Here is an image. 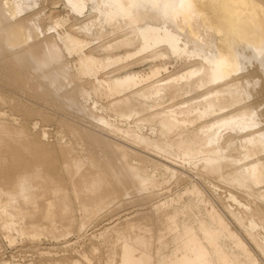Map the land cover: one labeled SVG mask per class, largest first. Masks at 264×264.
<instances>
[{
  "label": "bare ground",
  "instance_id": "obj_1",
  "mask_svg": "<svg viewBox=\"0 0 264 264\" xmlns=\"http://www.w3.org/2000/svg\"><path fill=\"white\" fill-rule=\"evenodd\" d=\"M62 1L68 16L45 26L49 15L41 0H0V90L7 93L0 94V103L12 105L16 91L31 94L58 108L60 125L66 122L90 149L100 150L92 156L79 150L73 155L78 153L73 149L72 157L62 159L69 179H80L74 198L54 189L57 184L47 190L54 199L39 201V186L48 176H42L44 164L19 174L17 183L10 184L15 183L16 190L2 187L0 227L9 241L14 242V233L21 239L46 233L35 221L39 216L53 224L56 215L71 216L75 208L84 217L98 215L104 204L119 208L145 203L163 197L171 181H189L181 193L154 204L156 224L139 222L140 218L118 222L96 235L78 258L56 264H88L102 247L104 264H264V115L242 105L253 97L248 91L250 75L262 79L264 90V0ZM69 15L76 28L67 25ZM105 34L121 39L104 44ZM194 58L195 67L159 78L170 64L187 67ZM125 62L127 66L119 67ZM258 78L251 84H258ZM174 82L177 91L211 87L213 99L164 111L161 103L175 100L177 91L170 97L166 89ZM104 98L110 101L103 106L99 99ZM131 104L137 107L130 108ZM226 108L232 110L229 115H224ZM72 112L87 119L88 125L70 119ZM16 119L10 113L12 130L0 122L4 172L9 159L4 152L9 148L2 149L29 140L25 131L16 132ZM114 132L131 142L119 143L117 134L110 136ZM24 152L30 156V150ZM174 166L195 173L192 177L201 181L217 177L232 190L223 195V202L222 197H207L197 180ZM85 226L82 222L78 231Z\"/></svg>",
  "mask_w": 264,
  "mask_h": 264
},
{
  "label": "rangeland",
  "instance_id": "obj_2",
  "mask_svg": "<svg viewBox=\"0 0 264 264\" xmlns=\"http://www.w3.org/2000/svg\"><path fill=\"white\" fill-rule=\"evenodd\" d=\"M41 6H42V8L45 9L46 13L49 15V18H45V20H44L45 24H46L45 26L54 25L56 22H60V20L62 18H65L68 16V11H67L66 7L64 6V3L62 0H46V1L41 0ZM77 20H81V19L78 17ZM67 25H74V27L76 26L75 22H74V18L71 15H69V18L67 20ZM115 39L120 40L121 38H118V35L113 36V35H106L105 34V36H103L101 40L104 44H106V43L112 44L115 41H117ZM196 46L197 45H194V44L192 45V47H196ZM95 54H98V51H95ZM194 59H196V58H194ZM194 59H192V61L194 63L192 61H191L192 63L189 62L187 64V67H186V65L184 67V65L182 66L179 63L170 64V66L168 67L167 70L162 71L160 73L159 78H166V77L170 78L173 75L175 76L176 74L184 73V71H183L184 69H186L190 66L195 67V65L198 64V60L197 59L194 60ZM195 62H196V64H195ZM193 64H194V66H192ZM188 65H190V66H188ZM123 66H127L126 62L122 63V65L119 67H123ZM132 66L133 65H128V67H130V69H132ZM108 71H110V70L104 71V73L99 74V77L105 78V76H106L105 72H108ZM256 76H259V74L258 75L256 74L255 77ZM195 78H196V76L192 77V79H190L189 81L194 80ZM253 78H254V75L253 76L250 75L251 82H250V85L248 87V91L253 94V97L251 99H249L248 101L244 100L242 105L243 106H250V107L252 106V108H254V110L257 112V114H261V115L263 114L264 115V90L262 88L263 87V81L260 77L259 78L257 77L259 79V83L256 85L251 84V83H254L255 79H257V78H255V79H253ZM184 83L186 84L187 81H185ZM255 86H256V88H255ZM177 87L178 86H177L176 82L171 83V84L166 86V89L170 93V97H172L174 95L175 91H177L176 90ZM250 88H252L253 92ZM211 90H212L211 87H206V86H204L200 89L193 88V90H192V88L180 89L176 92L175 100L172 99L171 102L169 101L170 104L169 103H161V109L162 108L164 109L165 105H166V107H165L166 110L164 109V111H167V108L168 109H175L179 106H182L183 104L186 105L187 103L188 104L200 103V102L206 100V98L211 97V95H209L212 92ZM0 94L2 96L7 95V93H5L3 90H0ZM20 95H21V97H20ZM12 98L15 99V101L12 105L8 104L9 105L8 106L7 104L5 105L3 103H0V115H1L0 116V122L2 121L1 123L4 126H6V128L8 130H12L11 127H13V125L10 121V113L15 114V118H17L16 119L17 121L15 122L16 123L15 124L16 132L18 134H20L21 132L25 131V134H27V136L29 137V140H28L26 145L23 144V146H22V143L18 142V144H16V148L6 147V148L2 149L4 151V150H7L9 148L4 153L6 156V153L8 152L7 153L8 157H6V160H7V158H9L8 162L10 161L11 163L10 162H9L10 164H7L8 162L6 163L5 169H4L5 172L3 171V169L0 170V189L3 190V188H4V191H7V189L9 190V188L12 189V187H14V189H15L16 188L15 183H17L18 178H21V176L19 174L22 173L21 175L23 176V172L27 171L26 173H28V172L30 173L34 170V166L38 165V166H40V168H43L44 166H46V168L44 167L42 169L44 172V173H42L43 174L42 176L44 177L46 174H48V176L46 175L47 178L44 177L43 184L47 183L46 185H48V182H49V183H51L49 185H53L52 187H50L49 185L46 186L45 184L40 185L42 182L39 184L40 185L39 186L40 187L39 188L40 189L39 201L41 203L43 202V200L45 201V200L54 199L52 197L51 191L54 190L55 188L60 189L61 192H63V191L66 192L69 196L71 195L70 197H73V196L75 197L76 194H74L75 193L74 185L80 184V182H77V181H80V179L76 178V180L74 179V181H73L71 178L69 179V177L65 174V171L63 172L64 164L62 165V162H63V160L66 162V160L63 158L65 156H68V158H69V156L72 157L73 155H78L81 152L82 153H89L93 156V154H96V153L98 154L97 151L100 149L95 148V147H94L95 149H90L89 145H87V143L84 142L85 140L83 141V139H81V136L79 138V135L76 132H75L76 136L73 134L74 131L73 132L71 131V128H69L66 125L67 124L66 122H64L65 125H64V123H62L60 125V121H61L60 113H61V111L58 108L51 106L50 104H44L43 102H40L39 100L35 99L31 94L25 95L24 93H21L19 91H16V97L14 96ZM211 99H213V98L211 97ZM108 100L109 99H105V98L99 99V103L104 106L108 103ZM18 101H20V103H16ZM15 104H17L18 107H17V105L15 106ZM20 104H22V105H20ZM162 104H163V106H162ZM259 104H262V105H259ZM22 107H24V108H22ZM134 107L136 108L137 106L135 104H131L130 108L134 109ZM224 111H225L224 115H226V114L229 115L232 110L229 108H226V110H224ZM2 112L3 113L6 112L7 116L4 115L5 118L2 115ZM69 118L73 119L74 121H79L82 124H84L85 126L88 125L87 119H84L81 116L79 118V116L77 114H75V112H72L71 115H69ZM59 119H60V121H59ZM3 120H5V122ZM203 123L204 122H202V124ZM118 124L120 127H122V125H123L120 123H118ZM200 124L201 123H199V124L197 123V125H199V126H200ZM66 127L69 129V131H68V129H66ZM123 127H125V126L123 125ZM145 127L147 128L146 132L148 133L149 126L146 125ZM71 132L73 135H71ZM43 133H46L47 136L44 137ZM115 134H117L115 136V140L117 139L119 143H126V141L131 142L127 138H125V140H124L123 139L124 137L121 133H117V132L115 133L114 132V133H111L110 136L114 139ZM120 134L122 135V137ZM76 137L79 138V141H78V138L75 139ZM82 141L86 144H84V143L81 144ZM77 146L79 147L78 149H76ZM20 147H22V149L27 147V150L25 148L22 151L23 152L24 151L29 152V150H30V152H29L30 156L28 154L26 157V155H25L26 153L21 152ZM67 149H69L70 151ZM73 149H75L73 153H75V152H78V153H75L72 155L71 150L73 151ZM78 150L80 151V153ZM16 151L17 152L20 151L19 152V153H21L19 155L20 157L17 156L19 153H17ZM60 151L62 153L65 152V155L64 154H63L64 156L60 155V154H62V153H60ZM13 152H14V154H12ZM9 154H10V157H9ZM69 154H71V155H69ZM11 156H13V158ZM0 159H1V156H0ZM13 159H16L18 162L16 160L14 161ZM11 160H13V161H11ZM43 164H44V166L41 167V165H43ZM6 166H7L8 170L6 169ZM174 167L178 171H181V172L185 171L186 175H188L189 177L191 176L190 179H192L193 181L197 180L196 182L198 183V185L200 183V185H201L200 187H201V189L203 188L202 190H204L207 197H212V198H216V199L218 197H222L219 199L220 200L222 199L221 201L223 202V200H224L223 197L229 192V190H230L229 188H231V187H228L227 184L219 182L220 180L215 176H214L215 178H212L213 177L212 176V177H209V179L206 178V180L201 181L200 179H197V177L196 178L192 177V176H196L195 173L190 172L188 170H183L178 166H174ZM44 169H47V170L44 171ZM8 173L11 176L8 175ZM26 173H24V175ZM3 175H5L6 177L5 176L3 177ZM49 175H52V177L51 176L49 177ZM53 176H54V178H53ZM1 177H2V179H1ZM13 178L15 180L17 178V180L15 181ZM48 179L49 180L51 179V181H53L54 183L51 181H48ZM13 182H15V183L12 186H10V184H12ZM179 183L180 184L182 183V184L180 185L174 181H171V183L165 185V188L167 190H165V188L163 189L164 190L163 192H165L164 196L165 197L176 196V194L181 193L187 187L186 185H188L189 181H183V182L181 181ZM176 184H178V185H176ZM54 185H57V187L60 185V187L57 188L56 186L54 187ZM41 186L43 188H41ZM7 187H9V188H7ZM53 187H54V189H53ZM48 188H49V190H51L50 192L47 191ZM50 188H52V189H50ZM41 189L44 190V192ZM65 189H66V191H65ZM157 189H160V188L158 187ZM231 190H232V188H231ZM41 191H42V193H40ZM71 191H73V192L70 193ZM48 192L51 193V195ZM43 193H44V195L41 197L40 195ZM164 196L160 197V198L147 199L148 201L149 200L150 201L148 202L146 200L145 203L136 202L133 204H123L121 206L122 208L119 207L120 209L117 208V206L116 207H114V206L108 207L107 205L104 204V208H103L104 210H102V212H100L98 215H97V213L92 212V213H89L90 215L89 214L85 215L86 217H84L83 214L79 213L78 209L76 210V208H75L74 210H71L72 212L70 211L71 216L74 217L73 219L71 218V220H70L71 216H69L70 215L69 213H68V215L67 214L66 215H60V216L56 215L54 218L53 224H51V222H48L49 220L47 221V219L45 222V219L43 218V220H42L41 216H39L38 217L39 219L36 218L35 221L36 222L38 221L37 222L38 224L41 223V225H44L45 231L43 230V232H46V233L42 232L43 233L42 236H40L38 239H31V238L28 239V237L21 239V237L15 236V233H14L12 236L15 238V240H14V242H10L8 239V235H7L8 233L0 227V264H3L5 262L10 263V264H29V263L48 264V262L50 264H56L57 261H68V260H71L72 258H78L79 254H80L79 252H81L82 250H87L88 247L91 246L90 244L95 240L94 238L96 237V235L98 236V234L101 233L102 231H107L110 227L114 226L118 222L122 223L126 219H131V220L133 219L132 221H137V219L140 218L138 220L139 222H144V223L148 222V223L153 224V221H154V224H156L158 217L155 215V212H153L154 210L152 208H153L154 204L157 205V204L162 203L164 201V198H165ZM238 196L240 198L242 197V199L244 198V200L246 199L243 195L242 196L238 195ZM45 197H47L48 199ZM147 215H148V217H147ZM153 215H154V217H153ZM61 216H64L66 219L63 217L61 218ZM141 216H142V218H141ZM58 217H60L61 220L63 219V222ZM56 218H58L59 220H56ZM80 218H81V220H80ZM64 220L65 221L69 220V222H72V223L66 222L67 223L66 224V223H64ZM59 221L61 222L60 224H59ZM82 222H85L86 229L80 233L78 231V228ZM70 225L71 226L73 225L72 226L73 228ZM58 226H60V227H58ZM49 227L52 229L54 228V230H51V229L48 230ZM56 228L58 229V231L55 230ZM66 228H68V231L65 230V232H66L65 233L64 229H66ZM60 230L63 231V232H61L62 235L65 234L67 236L64 235L63 237H61L62 235L59 232ZM48 231H51L52 233L49 234ZM58 232H59V234H58ZM51 234H52V236L50 237ZM56 234L59 235L60 238H59V236L57 237ZM10 236H11V234H10ZM66 245H68V246L65 248ZM99 245H100V243H99ZM100 247H102V246H100ZM102 249H103L102 250L103 252L101 251L100 255L94 257L92 259V262H89L88 264H90V263L91 264H104L105 263V258H106V251L105 250H106V248L102 247ZM102 253H103V255H102Z\"/></svg>",
  "mask_w": 264,
  "mask_h": 264
}]
</instances>
